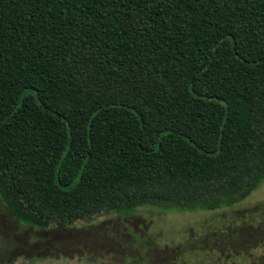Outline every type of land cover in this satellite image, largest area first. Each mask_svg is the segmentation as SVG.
<instances>
[{
	"label": "trees",
	"instance_id": "1",
	"mask_svg": "<svg viewBox=\"0 0 264 264\" xmlns=\"http://www.w3.org/2000/svg\"><path fill=\"white\" fill-rule=\"evenodd\" d=\"M263 181L264 0H0V202L23 227L212 212ZM245 224L221 256L264 248Z\"/></svg>",
	"mask_w": 264,
	"mask_h": 264
},
{
	"label": "rangeland",
	"instance_id": "2",
	"mask_svg": "<svg viewBox=\"0 0 264 264\" xmlns=\"http://www.w3.org/2000/svg\"><path fill=\"white\" fill-rule=\"evenodd\" d=\"M262 221L264 181L242 202L212 212L143 207L131 215L102 214L47 232L23 227L0 202V264H264V248L243 255L229 249L221 256L215 244L216 233L236 230L232 235L247 249L252 241L246 242L245 223Z\"/></svg>",
	"mask_w": 264,
	"mask_h": 264
}]
</instances>
